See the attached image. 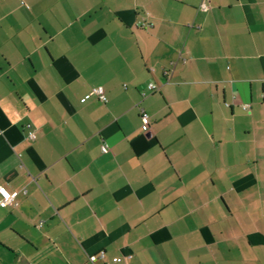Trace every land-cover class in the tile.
<instances>
[{
  "label": "crops",
  "instance_id": "obj_1",
  "mask_svg": "<svg viewBox=\"0 0 264 264\" xmlns=\"http://www.w3.org/2000/svg\"><path fill=\"white\" fill-rule=\"evenodd\" d=\"M0 97V264H264V0H0Z\"/></svg>",
  "mask_w": 264,
  "mask_h": 264
},
{
  "label": "built area",
  "instance_id": "obj_2",
  "mask_svg": "<svg viewBox=\"0 0 264 264\" xmlns=\"http://www.w3.org/2000/svg\"><path fill=\"white\" fill-rule=\"evenodd\" d=\"M201 8L202 9L206 8L204 3L201 4ZM147 88H148V90L153 91L157 87H156L155 84L150 83V84H148ZM89 95L90 96L91 95L96 96V98L98 100H100L101 102H106L107 101V98H106L102 88H100V87L92 88L90 90V92H89ZM247 107H248V105L244 104V108H247ZM148 120H149L148 114L145 111H142V113H141V122H142V124L144 126H147L148 122H149ZM24 127L26 129V136L28 138H31V139L34 138V131H33L32 125L30 123H26ZM101 150H102V152H107V150H108L107 145L106 144L101 145ZM15 195H16L15 192H9L8 190H6L5 187L0 186V196H1V198H0V207H6L7 205L12 204L13 200L15 198ZM98 255L102 256V253L100 252ZM96 257H97V255L90 256V260L94 261L96 259Z\"/></svg>",
  "mask_w": 264,
  "mask_h": 264
},
{
  "label": "clouds",
  "instance_id": "obj_3",
  "mask_svg": "<svg viewBox=\"0 0 264 264\" xmlns=\"http://www.w3.org/2000/svg\"><path fill=\"white\" fill-rule=\"evenodd\" d=\"M0 103H6V98L0 97Z\"/></svg>",
  "mask_w": 264,
  "mask_h": 264
}]
</instances>
